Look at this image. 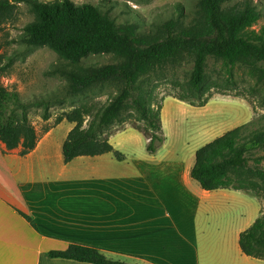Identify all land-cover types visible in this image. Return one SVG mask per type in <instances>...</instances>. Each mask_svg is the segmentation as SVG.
<instances>
[{
    "label": "trees",
    "instance_id": "1",
    "mask_svg": "<svg viewBox=\"0 0 264 264\" xmlns=\"http://www.w3.org/2000/svg\"><path fill=\"white\" fill-rule=\"evenodd\" d=\"M20 4L27 7L33 20L26 24L17 39L27 47H45L59 61L46 72L65 82V95L77 98L111 85L117 93L99 110L89 123L90 111L85 106L62 113L55 126L63 121L73 125L62 144L65 164L77 157H95L111 153L116 160L124 155L116 151L104 135L116 120L131 124L146 139V151L155 154L164 144L162 105L154 99L157 83L169 70L191 63L181 91L172 96L192 107H204L213 92L225 89L217 80L209 79L207 61L213 59L227 68L245 67L264 87V28L259 33L248 29L261 17L248 0H196L195 11L185 21L183 10L151 30L141 31L135 23L116 24L109 11L91 4L75 5L70 0H0V32L17 22ZM1 48V46H0ZM89 55H108L111 63L86 64ZM6 60V61H5ZM11 59L0 55V76L7 73ZM39 100L41 119H50L48 105ZM28 104L21 103L15 91L0 85V142L7 150L20 148L25 156L37 145L39 135L28 115ZM129 110L133 112L127 113ZM51 129L46 125L41 134ZM264 129L247 131L241 125L217 136L196 150L190 178L202 190H233L258 197L264 192ZM21 215L31 222L30 218ZM32 223V222H31ZM238 246L247 257L264 261V215L239 234ZM51 258L88 264H127L107 258L101 249L71 243L65 251L50 252Z\"/></svg>",
    "mask_w": 264,
    "mask_h": 264
},
{
    "label": "crops",
    "instance_id": "2",
    "mask_svg": "<svg viewBox=\"0 0 264 264\" xmlns=\"http://www.w3.org/2000/svg\"><path fill=\"white\" fill-rule=\"evenodd\" d=\"M170 101L194 110L167 98L162 123ZM53 131L25 156L0 142V264H88L49 256L71 243L131 264H264L238 246L239 234L260 215L243 197L253 195L202 190L190 178L197 149L162 145L149 154L146 139L138 147V131L127 128L108 135L123 161L109 153L65 164L62 144L68 132L53 143ZM228 214L238 224L214 227Z\"/></svg>",
    "mask_w": 264,
    "mask_h": 264
},
{
    "label": "rangeland",
    "instance_id": "3",
    "mask_svg": "<svg viewBox=\"0 0 264 264\" xmlns=\"http://www.w3.org/2000/svg\"><path fill=\"white\" fill-rule=\"evenodd\" d=\"M41 1L50 2L54 0ZM70 1L75 5L91 4L100 6L103 10L109 11L110 17L114 19L116 24L135 23L141 31L147 32L151 30L153 25L164 22L171 17H176L178 8L183 10L185 21H189L195 11L196 3V0ZM237 1L240 0H232V3ZM248 1L253 3L261 15L259 20L248 29V32L259 33L264 28V0ZM32 20L33 16L27 7L20 4L17 22L4 26L0 32V55L2 54L11 59V65L7 73L0 76V85L9 91H15L20 102L29 105L26 109L27 115L40 136L39 140L45 135L41 134L42 128L48 125L51 127L48 132L54 130L52 141L56 143L68 132L70 127H73L72 124L70 125L66 121L55 126L54 123L57 117L75 107L85 106L90 111V116L86 118V122L89 123L94 115L117 93V89L111 85H106L81 97L70 98L66 96L64 80L58 76L46 75L50 67L59 61L54 52L45 47H27L20 42L5 44L17 39L24 26ZM82 62L86 64H107L113 61L108 55H89ZM191 68V63H185L179 68L169 70L164 80L156 81L152 79L150 81L148 88L157 83L153 95L159 105H162L165 99H174L172 96L179 95L181 89L175 85L184 84L187 81ZM207 75L209 79L221 83L225 90L220 93L213 92L209 102L202 108L192 107L187 102H183L194 109L192 112L183 111L180 108L183 106L181 103L170 101L169 103L172 104H169L167 102L169 105L162 123V131L165 137L164 146L173 149L185 147L189 150H196L213 138L241 125H246L247 131L264 129V87L256 81L247 68L239 66L227 68L221 62H215L210 58L207 61ZM39 100L52 101L48 105L50 119L47 123L41 119L44 110L42 105L34 104L35 101ZM129 112L131 113L133 110H129L127 113ZM122 120H116L105 129L104 134L109 135L131 128V124L123 123ZM138 134L142 142L140 141L141 143L138 142L137 144L138 147L142 148L145 138L140 132ZM121 145L129 146L128 143H121ZM115 150L118 151L117 148ZM182 154L184 153L181 152L180 155ZM261 166L264 168V163ZM243 197L254 207L260 208L259 216L264 215V192L259 193L258 200L250 195ZM229 215L220 219L222 223L214 221V227L225 225L227 222L234 225L238 224L233 219L234 217ZM247 218L246 215L243 220L245 221ZM201 234L200 229L197 236L201 238ZM202 243L203 239L200 240L199 247ZM213 249H217V244L214 245ZM123 261L127 264L132 263L131 260Z\"/></svg>",
    "mask_w": 264,
    "mask_h": 264
}]
</instances>
